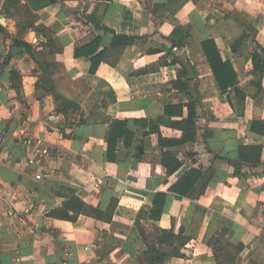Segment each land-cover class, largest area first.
Instances as JSON below:
<instances>
[{"label":"crops","instance_id":"0c3cea01","mask_svg":"<svg viewBox=\"0 0 264 264\" xmlns=\"http://www.w3.org/2000/svg\"><path fill=\"white\" fill-rule=\"evenodd\" d=\"M116 35L137 41L114 47ZM96 39L95 51L76 56ZM213 39L238 77L227 92L205 56ZM256 46L264 49V0H54L41 9L0 0V264H264ZM191 100L196 140L171 149L183 164L170 175L158 133L142 121H180ZM180 104L182 116L166 115ZM116 121L133 136L110 161ZM241 145L262 151L238 175ZM190 169L203 173L197 199L170 190Z\"/></svg>","mask_w":264,"mask_h":264},{"label":"trees","instance_id":"16d2710c","mask_svg":"<svg viewBox=\"0 0 264 264\" xmlns=\"http://www.w3.org/2000/svg\"><path fill=\"white\" fill-rule=\"evenodd\" d=\"M54 0H32V3L36 7V9H41L47 5L53 3ZM112 46L125 48L128 45H132L136 43V37H129L124 35H116L113 39ZM100 40L96 39L95 43L93 42L88 49H80L76 51V56L80 55L84 52L85 55L89 56L93 51H95L97 45H99ZM241 42L238 43V45ZM18 46L26 47V49L31 50V47L24 43V42H16ZM204 52L206 59L212 69L214 77L222 89V91L227 92L228 88L235 87L238 83V77L235 72L233 64L229 61L224 59L221 56V52L216 45L214 39L207 40L203 43ZM88 50V51H86ZM261 50V51H259ZM264 49L260 46H256L254 51L252 52V60L254 64V68L257 72H259L260 77H264ZM103 52L99 53L94 58V62L98 63L103 59L102 57ZM177 88L184 89L186 84L183 83H176ZM238 93V89H237ZM239 97L244 98L241 96L240 92L238 93ZM188 107V116L180 121H171L165 120V118L159 119V125H155L153 121H142V124L150 125V132L151 133H158L159 135V146L163 148L162 153V164L167 168L168 174L172 175L176 171H178L182 167V162L178 158V151L171 150L175 146L184 145L188 142H193L196 140L197 136V100H191L189 103L185 104ZM185 105H177V106H168L166 107V115L171 116V114H178L182 116L184 114V106ZM160 124H165L166 126L178 129L182 132V136L180 138H169L163 137L160 130ZM261 126L262 129L260 132H264V123L263 122H254L252 128L257 130L256 126ZM132 133L125 130V123L121 121H116L111 129V133L108 138V158L109 160H115L113 157L116 149H117V141L119 139H124L126 145L129 147L130 140L132 137ZM262 148L259 146H243L241 145L239 148V160L237 162H233L236 174H240L239 170L242 165V161L249 164H260V156H261ZM141 156V155H139ZM191 158H194V154L188 155ZM203 177V173L201 170L197 169H190L185 175L179 178L174 186L170 188L172 192L179 194L180 196L190 197L192 199H197L201 194L196 192V186L200 183V180ZM165 193H159L157 195V199L155 201L156 210H159L157 216H160L163 208V204L165 201ZM162 207V208H161ZM155 210V211H156ZM168 236H171L170 233H167Z\"/></svg>","mask_w":264,"mask_h":264},{"label":"water","instance_id":"95a60500","mask_svg":"<svg viewBox=\"0 0 264 264\" xmlns=\"http://www.w3.org/2000/svg\"><path fill=\"white\" fill-rule=\"evenodd\" d=\"M18 51H19V49L13 48L12 51H11L10 59L12 58V56L17 57L18 56Z\"/></svg>","mask_w":264,"mask_h":264},{"label":"built area","instance_id":"2783aa9c","mask_svg":"<svg viewBox=\"0 0 264 264\" xmlns=\"http://www.w3.org/2000/svg\"><path fill=\"white\" fill-rule=\"evenodd\" d=\"M37 178H38V179H40V178H41V176H37Z\"/></svg>","mask_w":264,"mask_h":264}]
</instances>
